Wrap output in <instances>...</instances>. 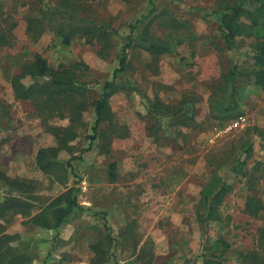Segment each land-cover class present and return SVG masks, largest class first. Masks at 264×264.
Here are the masks:
<instances>
[{
  "label": "rangeland",
  "instance_id": "374dc122",
  "mask_svg": "<svg viewBox=\"0 0 264 264\" xmlns=\"http://www.w3.org/2000/svg\"><path fill=\"white\" fill-rule=\"evenodd\" d=\"M67 1L76 3L82 21L69 23L63 13L66 0H0V28L6 35L0 46V170L10 177L33 179L37 187L33 197L26 198L32 203L31 215L19 211L5 223V232L14 237L10 244L29 252L30 264H97L92 245L100 241L105 258L101 264H204L203 255L212 251L227 259L225 264H252L244 257L255 251L258 258L253 263L264 264V238L260 239L264 165L253 169L258 162L264 164V91L253 72L254 40L240 36L233 49L225 47L214 13L220 0H153L151 14L150 0ZM245 5L253 9L257 3L251 0ZM49 12L56 13L53 19L45 16ZM143 16L126 51L127 67L118 73V90L109 98L114 113L109 152L99 139L91 143L95 112L89 104L82 114L85 124L69 143L74 148L59 154L64 164L81 156L71 159L81 180L76 183L68 167L67 180L52 181L38 167L36 156L42 147L57 146L54 128L68 125L69 111L48 116L33 100L17 98L12 76L38 53L53 67L82 61L89 67L85 79L91 101L120 66L130 25ZM30 18L42 24L30 27ZM90 20L88 38L82 33ZM177 29L194 33L177 54L152 53L141 40L145 31L158 37ZM104 30L106 38L100 37ZM60 31L71 36L69 43ZM32 81L29 76L24 79L27 84ZM232 81L237 106L229 111L231 117L217 118L229 105ZM156 95L167 103L187 100L197 127L170 120L160 131L162 126L148 106ZM241 116L246 121L230 127ZM248 142L251 157L241 171H234L247 154ZM112 163L115 179L109 174ZM214 171L231 189L221 205V220L204 228L196 206ZM53 173L60 176L58 169ZM74 185L84 207L73 209L60 228L31 221L32 215ZM8 191L0 181V201ZM252 209L259 212L252 214ZM218 239L229 247L215 245Z\"/></svg>",
  "mask_w": 264,
  "mask_h": 264
},
{
  "label": "trees",
  "instance_id": "16d2710c",
  "mask_svg": "<svg viewBox=\"0 0 264 264\" xmlns=\"http://www.w3.org/2000/svg\"><path fill=\"white\" fill-rule=\"evenodd\" d=\"M153 7L149 14L155 11L154 1L150 0ZM251 0H220L217 9L214 11L219 16L220 28L223 32V40L227 49H233L235 47L236 38L240 36L252 38L254 40L255 55V67L253 72L255 74L256 82L261 86L264 91V0H254L257 5L250 9L246 7ZM76 3H71L66 0L63 13L68 16L69 23L73 21H82L78 16V8L75 7ZM68 6V7H67ZM56 13H45V16H51L54 18ZM144 16L137 19L134 24L130 25L131 34L128 37V42L123 48L122 57L120 59V66L114 70L113 76L110 80L106 81L100 91V94L93 100H88L87 95V81L85 75L88 71V65L84 62H76L73 65L66 66L60 64L57 67H53L49 64L48 60L40 53L35 55L32 62L27 64L23 70L12 76L11 85L14 94L20 99H30L36 102L40 110L48 113V116H54L61 111L68 110L69 123L67 126H59L54 128V133L57 138V146L42 147L38 150L36 156V162L38 167L46 174L52 177V181L55 178L59 182H63L68 178V167L73 177L77 178V182H80L79 173L73 166L71 159H79L81 156L74 155L71 159L64 164L60 161L59 154L62 150H72L74 147L69 143L78 135V129L85 123L82 120V114L88 109V105L91 104L94 107L95 120L92 126L93 134L91 143L96 139L101 141V146L104 151L109 152V145L111 143V135L109 131L113 128L114 113L109 103V98L117 92V78L118 73L125 70L127 67V49L132 46L133 37L132 34L139 27V24L144 21ZM39 19L30 18V27L35 26ZM170 22L178 23L177 19L170 18ZM90 20L87 23V31L82 33V36L88 37L90 30L89 26L92 25ZM42 24V23H41ZM39 25V23H38ZM34 26V28H35ZM32 31L31 29H29ZM0 28V46L6 43V35ZM63 36L64 42L69 43L71 36L67 33L59 32ZM107 31L104 30L100 33V37L106 38ZM194 38L193 32H187L182 29L172 30L165 36L155 37L145 31L141 40L145 42V46L152 53H171L177 54L180 46L186 44L188 40ZM32 78V83H25L26 77ZM227 91V103L228 107L224 106V115H218L217 118L231 117L232 114L229 111L232 107L237 106V98L235 95L236 87L234 81L230 82ZM215 93V92H214ZM212 93V95L214 94ZM211 95V96H212ZM213 98V96H212ZM187 100H182L178 103H167L160 99L158 95L149 102L148 106L152 115L158 120V126L161 130H164L162 124H168L172 120L174 125H183L185 127H197L198 122L195 113L189 112L186 105ZM224 104V103H223ZM164 122V123H162ZM104 123H109L110 128H101ZM161 134V133H160ZM248 148H245L247 152L245 158L241 160V166L233 168L234 171H241L248 163V159L251 157L252 145L251 142ZM246 144V145H247ZM264 164L258 162L253 166L254 170H258L260 166ZM58 169L60 176L55 177L53 170ZM109 174L112 179L116 178L115 163L110 165ZM264 178V171L262 174ZM252 177H254L252 175ZM256 179V177H254ZM0 181L3 182L9 188L7 195L0 201V264H30L33 260V256L29 252L21 250L18 246H13L10 243L14 237L11 234L5 232V223H7L12 217L13 213L21 212L23 215H31L32 203L26 198H31L36 191L35 181L28 178L10 177L7 173L0 170ZM253 189V185H250ZM230 187L225 183L221 176H218V172L212 173L211 179L206 183L201 191L199 200L196 206V212L199 222L206 228L211 222L221 220V205L224 202L226 196L230 192ZM79 187L74 185L68 188L65 192L53 198L52 201L45 206L40 212L32 215L31 221L37 225L58 229L67 220V217L73 209H82V206L77 199V192ZM23 196V197H22ZM25 197V198H24ZM33 197V196H32ZM250 199L248 207L251 208ZM252 214L258 213L259 209H252ZM258 211V212H257ZM105 226L109 229V225L106 222ZM109 235L110 231H109ZM128 237V236H127ZM264 235H260V239H263ZM222 243L223 246L229 247V245L223 240L218 239L215 245ZM97 256L94 263L101 264L105 258L102 257L104 252L103 242H98L92 245ZM140 249V256L142 255ZM241 252V251H240ZM242 253V252H241ZM143 256V255H142ZM141 259L143 261V257ZM204 264H225L227 259L221 257L220 253L214 251L208 255H203ZM258 258L257 252H246L244 260H252V264ZM140 259V260H141ZM251 263V262H250Z\"/></svg>",
  "mask_w": 264,
  "mask_h": 264
},
{
  "label": "built area",
  "instance_id": "2783aa9c",
  "mask_svg": "<svg viewBox=\"0 0 264 264\" xmlns=\"http://www.w3.org/2000/svg\"><path fill=\"white\" fill-rule=\"evenodd\" d=\"M246 121V117L241 116L238 119H236L231 125L230 127H237L239 125H242L244 122Z\"/></svg>",
  "mask_w": 264,
  "mask_h": 264
}]
</instances>
